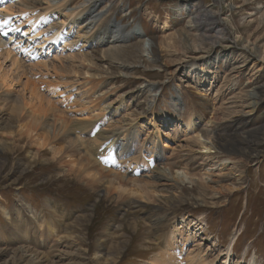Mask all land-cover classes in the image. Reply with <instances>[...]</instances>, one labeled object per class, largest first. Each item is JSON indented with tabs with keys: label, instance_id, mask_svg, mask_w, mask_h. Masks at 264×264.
I'll return each instance as SVG.
<instances>
[{
	"label": "rangeland",
	"instance_id": "obj_1",
	"mask_svg": "<svg viewBox=\"0 0 264 264\" xmlns=\"http://www.w3.org/2000/svg\"><path fill=\"white\" fill-rule=\"evenodd\" d=\"M198 1L218 9L228 22H222L224 31L214 43L197 41L186 52L179 39L194 0L100 1L97 12L110 10L125 32L136 35L118 45L117 56L107 54L106 45L83 46L92 67L76 51L65 49L61 56L46 47L43 69L23 47L8 45L20 64L0 56V264H158L159 258L160 264H169V257L172 264L201 257L207 264H264V61L243 49L245 44L264 52V0H220L218 7L213 0ZM203 65L206 70L197 74ZM190 70L195 74L190 76ZM84 76L91 79L88 85ZM60 79L78 80L83 88H73L80 86L79 91L91 88L93 106L105 109L104 122L128 125L131 141L149 146L159 132L158 155L174 163L175 175L190 172L193 182L150 178L147 154L134 160L131 155L138 154L125 157L120 150L116 164L104 171L84 161L71 134L55 140L57 126L49 125L47 109L53 106L67 119L70 103L77 105L66 100ZM144 86L149 94L138 92ZM252 87H260L258 104L250 114L249 109L241 113L245 91ZM80 113L88 117L87 111ZM242 124L257 134L249 140L256 144L262 138V144L246 154L228 143L229 150L219 155L224 162L212 165L195 138L218 137L223 144L222 139L241 135ZM201 174L205 181L197 179Z\"/></svg>",
	"mask_w": 264,
	"mask_h": 264
},
{
	"label": "bare ground",
	"instance_id": "obj_2",
	"mask_svg": "<svg viewBox=\"0 0 264 264\" xmlns=\"http://www.w3.org/2000/svg\"><path fill=\"white\" fill-rule=\"evenodd\" d=\"M75 1L76 0H0V56H2V58H4L5 60L10 59L13 63L19 65L20 63H18V60H19L18 54L16 56L12 50H9L8 45L13 40H17V38H20L21 41L19 40V43H21L23 41H28L27 46L28 45L29 46L36 45V47L42 51H43L44 47H49L48 50H53V51L58 50V53L61 54V56L63 54V50H65V49H67V51H69V52L76 51L75 53H77V57L80 59V61H82V63L87 62L89 64V67H92L94 65H92L91 60L86 57L87 53H86V51L82 50L83 46H87L90 48V47H94V46L98 47L101 45H106L107 48H106L105 52L107 54L114 55L116 52H118L116 50V48L118 47L119 44L126 41V39H128L129 36H135L136 35L135 32H131V33L125 32L124 27L121 26L120 24L116 23L113 20V14H111L112 12L110 10L103 12V10H106V9H103L102 11L97 12L98 5H99L100 1H102V0H78L74 4ZM213 1L215 4H217V7H218L220 4V0H213ZM198 2H199L198 0H194V3H193L194 9L192 11H187V17H188L187 23L188 24L186 25V31H184L181 34L180 39H179L181 50L184 52L190 50L193 47L192 43H195L197 41L201 42V43H203V42H209V43L211 42V44L214 43V41H215L214 38H217L216 35L220 34L222 31H224V27L222 26V22L223 21L228 22L227 19L221 20L220 15H219L220 13H219L218 9L214 10L213 8L209 7L208 5L207 6L198 5L199 4ZM185 3H186L185 6L186 5L188 6V2H185ZM180 4L181 3H179V6H184V5H182V4L180 5ZM68 5H72L73 7L70 9H67ZM170 9H171V7H170ZM59 17H61V19ZM12 20H15L18 22L21 21V23L16 22L14 24L11 22ZM5 21H7V23H5ZM22 26H24V27L27 26L25 28H27L28 30L24 31L23 34L21 35V37H17L20 33V29L22 28ZM29 29L33 30L31 35H28L30 33ZM1 34H2V36H5L6 39H4L1 36ZM178 35H179V33H178ZM191 35H193L194 37H192V38H195V39H192ZM26 36H29L28 39L24 38ZM222 37H223V35H222ZM6 41H7V43H6ZM59 44H62L63 46L60 47ZM23 45H26V43H23ZM87 47H84V48H87ZM12 49H14V48L12 47ZM243 49L250 52V53L255 54V56L257 55V58H259V60L264 61V52H262V55H261V54L257 53L253 48H249V46H247L245 44H243ZM22 50H23V48H22ZM42 51L40 53L41 55L38 54L39 57L37 59L39 61L36 64H38L37 66H39L43 69H47L48 63L45 61V58H47L48 54H44ZM16 52H17V50H16ZM151 52H152V57H153L154 56L153 51L151 50ZM140 53H142V52H140ZM104 56H105V54L103 55V57ZM115 56H117V55L115 54ZM261 56H262V58H261ZM72 58L73 57H71V59ZM124 58H122V59H124ZM57 59H59V56ZM67 59H69V58H67ZM101 59H103V58H101ZM111 59L117 60L114 58V56ZM55 61H59V60H55ZM72 61H75V60L72 59ZM99 61H100V59H99ZM78 63H80V62H78ZM82 63L79 64V66L82 67L84 70V68L86 69L87 64L85 63L86 65L84 66ZM15 64H14V66H15ZM22 64H23V62H22ZM123 65H125V64H123ZM61 67H62V65H61ZM193 67L194 66L192 65L190 68H193ZM16 68H18V67H16ZM202 68H204V65L197 68V74H201L206 70V68H204V69H202ZM0 69H1V67H0ZM90 69H92V68H90ZM96 72H98V71H96ZM195 72H196V70H193V71L190 70V72L188 74L190 76H192L193 74H195ZM96 74H98V73H96ZM118 74H120V73H118ZM77 76H78V73H77ZM3 77H5V76H3ZM79 77H81V76H79ZM90 77L95 78V80H96L95 75H90ZM99 77L101 78L102 76L99 75ZM76 79H77V77H76ZM87 79H88L87 77L84 78L85 83L82 82V83H84V85H88L89 80L91 82V79H89L88 81H87ZM60 80L62 81V79H60ZM77 81H72V80L71 81H67V80L62 81L63 86H64L63 87L64 91L66 90L65 93H63V94L68 95V97H66V100H69L71 98L73 103H77V105H73L72 103H70L71 108H69L67 105V107L70 110H72V111H69L70 117H67V119H65V117L61 118L60 115H58L59 114L57 112L58 110L56 108H53V106H52V108L49 107L47 109V112H49L50 115L52 114V122H50V123L48 122L49 125L52 123V124H55L57 126V128L56 127L55 128L58 130V132L54 136H52L53 138H55V140H56V137H58V136H64V135L66 136L67 134H71L72 136H74L73 142L77 143V147L80 146L79 147L80 150H81V148L83 149L82 152L84 153V158H85V160L84 159L83 160L86 161V159H87L89 164H91V165L94 164L95 166H99L104 171L108 169L107 166L112 165V164H116L114 161V159L117 157L116 151L120 150L121 154L125 157L128 156V153L138 154L137 156L131 155L133 157H131L130 159H134V160H137V159L142 160L144 158V156L148 155L147 158L145 159V166L147 168H150V175H149L150 178H155V179H159V180H163V181H174L175 183H178L179 181L183 182V180L185 182H188V183L193 182L192 178H194L195 176H191L190 172L188 173L187 171L181 170L180 175H175L174 174L175 173L174 172L175 171L174 163L173 164L165 163L162 160L163 158H161L158 155V153H159L158 148H159V144L161 142V137H162L159 132H157L152 138L149 139L150 140L149 146H147V145L145 146L143 143H141V145H140V144H137V142H135V141H131L129 133H131L132 130L129 131V128H127L128 125L122 124L120 126V125L115 124V122H113L111 124L112 121L111 122L109 121V123L107 125V123H106L107 121L104 122V120H105V118H104L105 109H102L99 107L95 108L96 107L95 105L93 106V100L91 99V98H93L91 95L92 89L88 87L89 89H87V90H84L85 89L84 88L82 91H79V87L82 85L77 84ZM76 84L80 85L78 87V90L73 88L74 85H76ZM2 85H3V82H0V88L2 87ZM66 87H67V89H65ZM90 87H92V86H90ZM35 88H36V86H35ZM50 88L52 89V87H50ZM82 88H83V86H82ZM259 88L260 87H252V88L247 89L246 91L244 90L245 91V95H244L245 98H244L243 103L240 106L239 112L242 113V111L245 109H249V111H248L249 114L251 113V111L253 112V110L256 108V106L258 104V97L260 96L259 95V93H260ZM29 89H30V95L33 93V96L35 95L34 97H36V96L39 97V95H37L35 90L31 91V88H29ZM53 89H55V87H53ZM147 89H148L147 86L140 87L138 92L144 93V94H149L150 90H147ZM27 91H29V90H27ZM103 94H105V93H103ZM30 95H29V98H30ZM71 95H73V96H71ZM42 96H40V97H42ZM99 96H101V95H99ZM32 99H34V98H32ZM39 99H41V98H39ZM50 99H47L48 102H51V101H49ZM117 99H120L119 103H120V106H122L123 105V99H124L122 97V95L118 96ZM40 102H41V100H39L38 103L40 104ZM42 103H44V102H42ZM57 103H59V101H57ZM52 104H50V105H52ZM108 104H110V103H108ZM112 104H113V102H112ZM15 105H17V109L15 111L19 113V110H20L19 100L15 101ZM26 106H27V104H26ZM38 106L39 105H37V107ZM97 106H98V104H97ZM106 106H107V104H106ZM30 107L32 109V106H30ZM39 107L40 108H38V110L41 109V107H42L41 104ZM77 107H79L78 110L76 109ZM107 108H108V106H107ZM119 108L120 107L113 109L112 113L114 115L117 114ZM54 109H56L57 111ZM81 109H83V110H81ZM43 110L45 111V108ZM43 110L41 111V113L43 112ZM215 110H217V109H215ZM33 111H34V109H33ZM79 111L82 113L84 111H87L88 117L82 118L83 116L78 115V114H81ZM220 111H221V109H220ZM31 112H32V110H31ZM47 112H44V115ZM71 112H74V114H71ZM245 113H247V112H245ZM249 114H247V115H249ZM238 115L239 114H237V116ZM31 116H33V115H31ZM39 116H43V115H40V113H39L38 117ZM39 118H41V117H39ZM215 119L216 118H214V120ZM116 121H119V120H116ZM124 121H125V119H124ZM121 122H123V121H121ZM241 126L242 127H239L237 130H239L238 132H240V134L242 136L241 135L238 137L235 136V139L232 138L231 141H227L228 139H226V140L222 139L221 141L223 144H220V142H219L220 139H218V137L211 140L208 137H204V135H203V137H204L203 141H200V139H202V136H197L195 138L196 142H198L197 146H200L199 148L202 149L203 154L206 156V158L213 160L212 163H214V164H212V165L216 166V164H218L219 162H221V163L224 162V160H221L219 155L221 156L222 151H228L230 147H231L230 149L236 150L238 152L240 151L242 153L249 154L248 152H250V150H251V152H253V148L255 145H261L262 144L260 142L262 140V138L259 139L260 141L258 143L256 142V144L255 143L253 144L254 140L251 141V140H249V138L252 137L253 135H257V134L253 133L249 129L247 130L246 125L242 124ZM37 127H38V125H37ZM186 127L189 130L193 127V124L191 123L190 120L187 121ZM211 127H213V126H211ZM46 136H48L47 133H46ZM260 137H261V135H260ZM45 138H47V137H45ZM52 140H54V139H52ZM86 140H87V142H86ZM66 141H68V140H66ZM73 142H70V143H73ZM68 143H69V141H68ZM228 143H231L230 147H229ZM64 144L66 145V143H64ZM72 145H74V144H72ZM69 147L72 148L73 146H69ZM212 150H215V151L213 152ZM72 151H73V149H72ZM213 156H214V158H213ZM257 156H258V154L255 155V157H257ZM147 160H149V161L147 162ZM81 170L83 173V169H81ZM231 170H232V168H231ZM178 171L179 170L176 169V172H178ZM84 172H85V170H84ZM92 177L94 178L95 176H92ZM198 177L199 178H197V179H199L201 181H205L204 174H201ZM95 178L97 179V177H95ZM110 184H111V181H110ZM93 185H94V183H93ZM131 192H133V191H131ZM183 240H184V238H183ZM172 248H173V254H174L175 253L174 245ZM169 254H171V253H169ZM170 258L171 257H169L167 259V261L169 264H172V261L169 260ZM156 262H158V264L162 263L161 258L157 259ZM188 263L189 264H207L206 260L202 259V257L201 258H194V259L191 258L188 260ZM153 264H157V263H153Z\"/></svg>",
	"mask_w": 264,
	"mask_h": 264
},
{
	"label": "snow or ice",
	"instance_id": "obj_3",
	"mask_svg": "<svg viewBox=\"0 0 264 264\" xmlns=\"http://www.w3.org/2000/svg\"><path fill=\"white\" fill-rule=\"evenodd\" d=\"M5 23H7V21H5Z\"/></svg>",
	"mask_w": 264,
	"mask_h": 264
}]
</instances>
